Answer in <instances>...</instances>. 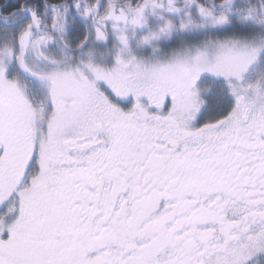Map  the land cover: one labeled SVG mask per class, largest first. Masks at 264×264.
I'll return each mask as SVG.
<instances>
[{
	"label": "snow or ice",
	"instance_id": "1",
	"mask_svg": "<svg viewBox=\"0 0 264 264\" xmlns=\"http://www.w3.org/2000/svg\"><path fill=\"white\" fill-rule=\"evenodd\" d=\"M0 264H264V0H0Z\"/></svg>",
	"mask_w": 264,
	"mask_h": 264
}]
</instances>
